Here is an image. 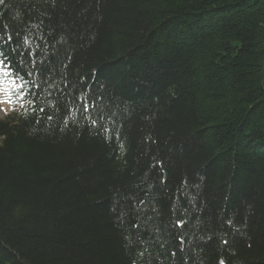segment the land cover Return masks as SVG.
Instances as JSON below:
<instances>
[{"label": "trees", "instance_id": "trees-1", "mask_svg": "<svg viewBox=\"0 0 264 264\" xmlns=\"http://www.w3.org/2000/svg\"><path fill=\"white\" fill-rule=\"evenodd\" d=\"M0 51V264H264V0H5Z\"/></svg>", "mask_w": 264, "mask_h": 264}, {"label": "snow or ice", "instance_id": "snow-or-ice-1", "mask_svg": "<svg viewBox=\"0 0 264 264\" xmlns=\"http://www.w3.org/2000/svg\"><path fill=\"white\" fill-rule=\"evenodd\" d=\"M5 2V0H0V4H3ZM4 53L2 51H0V57H3ZM10 68V65L6 62V59L4 58H0V72H3L4 75L8 76L9 79V83L15 85V92L13 91H5L4 89V80L0 79V97H3L6 95V99L4 98H0V104L3 103H9V104H13V103H19L21 107L24 106V103L27 101V98L29 96L32 95L31 92H24V78L21 77L20 75L15 73V70H11V71H7V69ZM28 75H31V73H28ZM36 87H39V85H36ZM34 103V101H33ZM94 106V105H93ZM43 112L44 109L43 108H36L33 107V112ZM83 111L84 112H88L89 111V104L88 103H84L83 104ZM47 119H52V117L49 115L46 117ZM93 124L96 123L95 120L92 121ZM178 226H182L181 222H178ZM224 243L226 244L227 241L225 240ZM220 264H224V261L221 260Z\"/></svg>", "mask_w": 264, "mask_h": 264}, {"label": "rangeland", "instance_id": "rangeland-1", "mask_svg": "<svg viewBox=\"0 0 264 264\" xmlns=\"http://www.w3.org/2000/svg\"><path fill=\"white\" fill-rule=\"evenodd\" d=\"M0 73L4 75L3 72H0ZM0 115H1V116L4 115V112H3V109H2V104H0Z\"/></svg>", "mask_w": 264, "mask_h": 264}]
</instances>
